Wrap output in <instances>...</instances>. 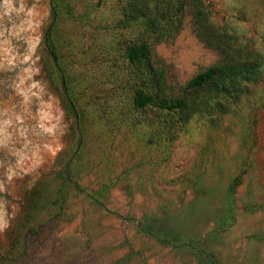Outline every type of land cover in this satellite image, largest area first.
Here are the masks:
<instances>
[{
    "label": "rangeland",
    "instance_id": "obj_1",
    "mask_svg": "<svg viewBox=\"0 0 264 264\" xmlns=\"http://www.w3.org/2000/svg\"><path fill=\"white\" fill-rule=\"evenodd\" d=\"M60 2L69 96L43 45L50 1L0 0V264H197L143 233L147 219L220 264H264V0H206L205 31L187 13L153 46L175 96L224 57L260 63L261 78L174 113L130 106L120 53L137 31L107 28L125 0ZM104 48L115 65L98 64Z\"/></svg>",
    "mask_w": 264,
    "mask_h": 264
},
{
    "label": "trees",
    "instance_id": "obj_2",
    "mask_svg": "<svg viewBox=\"0 0 264 264\" xmlns=\"http://www.w3.org/2000/svg\"><path fill=\"white\" fill-rule=\"evenodd\" d=\"M49 1L50 21L43 34V45L62 82L65 94L69 96L67 70L61 62L56 42V33L61 20V0ZM206 9V0H125L124 5L120 7L115 26L111 28L107 26V28L118 29L119 38L122 37L123 31H137V36L132 38L120 53L121 62L126 65L129 74L132 73L136 78L130 97L132 109L141 111L154 105L160 110L173 113L190 110L193 104L189 103V95L192 92L208 86L227 89L226 84L233 85L237 79L261 78V73L257 70L260 64L257 59L237 63L224 57L217 64L189 80L178 96L167 91L164 72L155 66L152 60L153 46L173 39L183 28L187 13L193 16L194 24L199 31H205L209 17ZM201 34L207 40H213L212 36L206 37ZM110 52V49H101L97 53L98 64L115 65L114 56ZM71 108L76 112L74 103H71ZM141 231L155 238L162 245L191 253L196 258L197 264H220L215 254L204 247L200 238H183L179 233L167 228L160 219L145 220Z\"/></svg>",
    "mask_w": 264,
    "mask_h": 264
},
{
    "label": "clouds",
    "instance_id": "obj_3",
    "mask_svg": "<svg viewBox=\"0 0 264 264\" xmlns=\"http://www.w3.org/2000/svg\"><path fill=\"white\" fill-rule=\"evenodd\" d=\"M5 225H0V227H4Z\"/></svg>",
    "mask_w": 264,
    "mask_h": 264
}]
</instances>
